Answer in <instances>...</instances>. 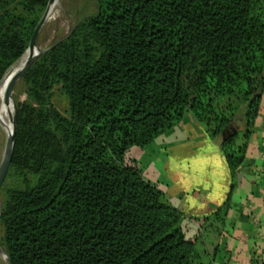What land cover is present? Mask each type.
Returning <instances> with one entry per match:
<instances>
[{"label":"trees","instance_id":"1","mask_svg":"<svg viewBox=\"0 0 264 264\" xmlns=\"http://www.w3.org/2000/svg\"><path fill=\"white\" fill-rule=\"evenodd\" d=\"M48 2L0 0V83ZM96 4L21 79L26 99L15 98L0 191L8 263L211 264L184 215L127 153L192 114L211 138L225 132L221 149L236 176L264 93V0ZM57 86L66 114L54 103ZM230 206L229 195L204 221L224 223Z\"/></svg>","mask_w":264,"mask_h":264},{"label":"crops","instance_id":"2","mask_svg":"<svg viewBox=\"0 0 264 264\" xmlns=\"http://www.w3.org/2000/svg\"><path fill=\"white\" fill-rule=\"evenodd\" d=\"M186 116L171 132L145 147L158 151L154 153L158 155L156 174L147 170L149 157L139 162L127 154L129 160L184 215L190 237H198L205 248L206 263L264 264V93L245 162L234 178L221 149L223 137L211 138L192 114ZM239 123L243 131L245 121ZM229 195L231 206L224 223L205 222ZM207 233L216 235L210 244L204 242Z\"/></svg>","mask_w":264,"mask_h":264},{"label":"rangeland","instance_id":"3","mask_svg":"<svg viewBox=\"0 0 264 264\" xmlns=\"http://www.w3.org/2000/svg\"><path fill=\"white\" fill-rule=\"evenodd\" d=\"M96 8H97L96 0H59L57 8H56V12L53 15L52 19H50L49 21L47 20V22L45 23V25L43 26V28L41 29V31L39 33V37H38L39 46L42 49H46V48L50 47L52 44H54L55 42H57L58 40L65 38L71 32V30L73 29L75 24L80 19H82L85 16L93 14L96 11ZM58 32H59V34H58ZM15 65L16 64H14L13 67ZM13 67H11V69ZM25 91H26V89L24 88L23 84L20 81L15 87L14 97L20 99L21 101L25 100L26 99ZM53 94H54L53 95L54 103H55L56 107L62 113L66 114V111L68 109V99H67L66 95L63 93L62 89L58 86L54 89ZM185 117H187V116H185ZM179 124H177L176 126H178ZM237 126H238V129H240V123L239 122H238ZM172 130H170L164 134H167V133L171 132ZM242 132L243 131L240 132V135L237 138L238 143L241 142ZM164 134H162V135H164ZM224 134H225V132H223V134L218 136V137H223ZM7 137H8V135L6 134V131L4 130L3 126L0 124V164H1V161L3 158ZM148 149L149 150H147V148H144L143 152L132 149L127 154H128V156L130 155V157H132L133 159H135L139 162H142V161H144L145 158L149 157L150 164L147 167V170L154 172L156 174L158 171V168H159L156 165V159H157L158 155L154 156V153H157L158 151L153 150L152 147L148 148ZM143 166H147V165H143ZM0 199H1V197H0ZM206 227L207 226H205V228ZM2 235H3V231H2V228L0 226V240L2 238ZM215 237H216V235H209L207 233V234H205L206 241H204V240L203 241L205 243L210 244V243H212V241L214 240ZM0 245H1V242H0ZM1 247H2V245H1ZM2 249H3V247H2ZM0 264H9L8 258L5 254L0 253Z\"/></svg>","mask_w":264,"mask_h":264},{"label":"water","instance_id":"4","mask_svg":"<svg viewBox=\"0 0 264 264\" xmlns=\"http://www.w3.org/2000/svg\"><path fill=\"white\" fill-rule=\"evenodd\" d=\"M57 0H49L47 8L45 10V13L43 14L41 20L39 21L37 27L35 28L32 38L30 40L28 49L24 56L18 60L15 64H18L19 62H22V59L25 57V60L21 63V66L18 68H12L10 69L5 76H8L10 78V81L7 86L6 90V95H5V103L10 104L12 102L13 108H14V114L11 116V122L13 126L12 133L8 135L7 141H6V146L3 154V158L0 164V191L1 188L4 184V181L8 175L12 159H13V154H14V147H15V140H16V130H17V105H16V100L14 97V92H15V87L16 85L21 81L22 77L24 74L32 67V65L48 50L51 49V47H48L46 49H41L39 44H38V37L41 29L47 22L49 10L52 5L55 4ZM4 76V78H5ZM3 78V79H4ZM2 79V81H3ZM1 81V83H2ZM0 83V84H1ZM2 201L0 199V216L2 213ZM0 253L5 254L4 250L2 249L0 245ZM6 255V254H5Z\"/></svg>","mask_w":264,"mask_h":264},{"label":"bare ground","instance_id":"5","mask_svg":"<svg viewBox=\"0 0 264 264\" xmlns=\"http://www.w3.org/2000/svg\"><path fill=\"white\" fill-rule=\"evenodd\" d=\"M58 1L59 0H57L55 2V4L51 6V8L49 10L48 18H47L48 21L50 19H52L53 15L55 14L56 8H57V5H58ZM58 34H59V32H58ZM52 45H54V44H52ZM25 57L22 59V62L25 60ZM21 63L19 62L18 64H16L14 68L20 67L21 66ZM9 81H10V78H8V76H5V78L3 79V82L0 85V124L3 126V128L6 131V134L7 135H10L12 133L13 126H12V122H11V116L14 114V108H13L12 102H10V104H6L5 103V95H6V90H7V86H8Z\"/></svg>","mask_w":264,"mask_h":264}]
</instances>
